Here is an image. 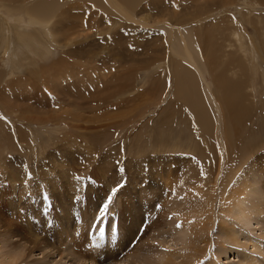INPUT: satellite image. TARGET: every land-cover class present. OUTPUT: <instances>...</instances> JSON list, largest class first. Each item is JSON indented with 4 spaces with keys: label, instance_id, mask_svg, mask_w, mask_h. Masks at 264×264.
I'll return each mask as SVG.
<instances>
[{
    "label": "rangeland",
    "instance_id": "374dc122",
    "mask_svg": "<svg viewBox=\"0 0 264 264\" xmlns=\"http://www.w3.org/2000/svg\"><path fill=\"white\" fill-rule=\"evenodd\" d=\"M43 1L47 0H29L28 7L36 2L41 3ZM49 1L56 2L57 0ZM71 1L73 0H61V2ZM148 1H152L150 6ZM174 1L181 3L178 5L177 10L173 11ZM184 1L133 0V7L131 8L133 11L131 10V13L133 12L132 14L136 18L146 17L149 26H143L139 22L123 19L122 15L115 12L113 8H110L112 13L109 12V15L119 17V23L110 26L111 23H104L105 18L103 15L105 14L101 11L100 14L102 13V16L99 14L97 17L99 19L96 18L95 20L93 18L96 24L100 22L98 26L94 27L96 24L90 26L92 29L88 28L82 33L80 38L75 39L77 41L76 44L67 47V49L84 47L86 50L96 51L93 62L90 57L89 59L87 58L88 61L92 62L89 66L96 65L95 74H84L82 76L78 72L81 68H78L77 71L72 69L73 73L65 76V81L61 80V77L59 81L52 84L54 78H50L53 74L52 68L55 67V62H60L63 59L64 54L62 52L65 51L62 46H57L54 53L55 56L52 55L49 61L46 60L44 67L41 66L40 69H35L32 66V68L28 69V72L30 71L31 73L35 70H40L39 74L43 75L32 78V74L25 75L22 73L23 76L28 77L30 80L32 79L30 84L27 85L26 82L23 83L24 81H17L14 82L15 84L12 83L10 85V90L6 89V94L0 92V130L2 131L0 139L2 138V143L5 144L4 151L1 152L0 150V252L8 254L10 250L14 252L15 250L23 251L25 256L19 258L17 264H116L115 262L120 260H122L120 262L122 264H137L138 259L142 261L140 255L146 256V258L151 255L148 259L156 263V261L159 262V258L156 254L153 255L152 252L146 255V247L157 248V251L161 252L164 250L172 252L182 250V244L189 239V234L177 227L180 223L170 212V207L173 205L172 202L177 201L179 198L178 196L176 197L178 193H175L172 187H178V182L183 174L182 171L186 168L187 170L189 169L187 167L188 164L194 167L193 165H196L198 158L200 160L198 162H202L201 164L207 161L217 166L216 148L210 151L212 155L209 157V151L205 150L203 143L210 146L217 137L221 142L224 136L220 131L223 130L224 119L223 121L220 119L218 104L215 106L201 91L203 88L206 89L207 86L205 84L208 83L212 84L209 87L210 93L212 91L214 94L221 90L215 87V82L211 81L210 74L204 71V77L207 82L202 79L199 80L195 69L175 54L182 53L176 30V23L180 16L183 22V25H179L180 27L182 26L180 32L184 34H187L188 31L191 33L190 30L193 31L199 26V29L202 26L206 27L205 24L212 23V21L217 19L220 21L225 19L232 26H238V28L244 24L246 26V29L243 30L244 40L250 38L249 40L252 44H256V48L258 46L262 49L261 58H259L256 52L251 54L252 51H249L248 53L247 47L242 41L246 47V52L244 54L240 51L241 54L236 55L237 57L242 56L241 58L243 59L248 53L245 57L248 60H252L255 57L253 62L258 64V73L255 76L251 70L252 74H250L251 81L255 82L257 90L255 95L248 87L250 75L247 72L237 71L235 76L229 74L227 76L232 79L230 80V85H234L236 91L241 92V98H236L241 100V103L245 106L252 104L250 112L248 111L246 114L247 118L245 120L247 123L245 122L246 127L243 128L242 133L244 132V135L242 134V136L244 139L253 138L251 141L248 139L253 144V147L250 148L246 141L245 145H242L244 159L242 158L243 156L241 158L244 161L240 158L239 163L242 165L236 167L235 175H239L241 171H247L246 169H250V165L254 164L252 167L255 168V171L262 173V177L261 175L259 176L260 180H264V162H262L264 161V145H261L262 143L264 144V121H261V118L264 117V111H262L264 109L262 108L264 107V101H262L264 100V83L262 81L264 72V36H260L259 33L256 36L254 26L246 20H241V16L247 12L250 17L260 16V18H264V11L250 12L244 7L241 8L240 4L242 2H239L241 0H232L233 2H228L227 0H224V2L223 0ZM135 5L137 8L134 7ZM195 5H198V7H195ZM244 5L246 6V4ZM204 7L206 8L204 9ZM258 7L262 8V6ZM162 20L164 22H158ZM165 21L167 22L165 23ZM251 21H254V18H251ZM24 24L29 23L24 22ZM168 24L171 25L170 28L173 27L175 30V34L171 37L173 40L171 42L167 40V29H170ZM220 25L226 27L224 22ZM224 27L220 28L221 32ZM109 28L111 30H108ZM227 33L226 31L223 35H228ZM187 35L189 36L190 34ZM189 39L187 46L190 45L192 55L195 57L193 58L197 59L199 56L201 59L202 52L196 53L197 49L194 50L189 43ZM222 39L225 53L235 52L236 54V52H239L237 51L238 42L231 43L232 48L231 46L228 48L226 46L227 40L225 42L224 38ZM222 39L217 37L218 44L222 42H220ZM98 53L100 54L97 55ZM1 55L0 88L5 89L10 78L4 79L6 61L4 59L7 56L5 52ZM162 57L166 62L162 60ZM198 59L196 61L199 66H202L201 60L199 61ZM41 60L43 59L36 61L38 64H35V67L38 68L41 65ZM83 60L79 61L82 62L85 68H88L89 62L87 63ZM163 62L165 65L163 64L161 69L165 68V72H161L164 76L162 73L158 75L160 73L159 67L154 71V74H156L155 78L157 82L160 81V85H153L151 76L146 83H140L139 79H141L140 77H142L145 69V71L152 70ZM175 65L181 66L183 70L180 73H184L183 76H187V81L188 76H192V78L197 80L196 83L200 87L198 88L199 92L203 96L205 107L207 106L206 112L211 118L210 122L208 121L209 128L204 129L197 125L196 123L198 122L194 117L196 110L188 106L180 95L177 98V82L174 80L177 77L176 73L174 74ZM229 66L231 69L237 67L235 64ZM203 68H205L204 65ZM19 74L17 73L15 76ZM6 82L7 84H5ZM239 83H241L240 88L235 86ZM55 84L56 87L52 88ZM179 84L182 85L181 83ZM214 96H217L218 99L217 94ZM4 108L7 111H4ZM68 111L72 113L71 117L67 116L68 114L66 113ZM61 114L65 115L67 120L59 119L62 116ZM77 115L83 116L84 119L75 120V118H72ZM44 117L47 119H44ZM197 133L198 136L200 135L199 139L197 138ZM165 137H168L167 141L172 144L171 147L159 146V143ZM207 141L211 142L207 144ZM195 143L201 150H205L203 156L197 157V159H195L196 156L194 157V152L191 150L193 148L192 144ZM246 144L249 149L246 148ZM176 145H178V148H175ZM189 146L191 149L188 148ZM245 153L246 155H244ZM232 154L228 152L227 156L229 155L235 161L236 159L234 158L236 157ZM227 160L234 168V161ZM230 164H228L229 167H231ZM184 166L185 168L183 169L182 167ZM169 168L170 170H168ZM193 169H196V167ZM23 170L25 172H22ZM180 171L181 176L179 175ZM19 172L21 176L18 174ZM176 172L179 173L177 174ZM9 173H12L18 179L10 181L8 178ZM28 173L31 175L26 180ZM77 177H80V179ZM233 177L231 181L227 182L228 184L224 185L221 183L220 186L222 188L218 187L219 192L217 190L214 194L215 197L213 196L215 204L209 214L210 217H213L211 218L213 219V225L210 229L209 240L212 239L213 242L212 240L210 242L199 241V248L201 249L194 255H199L200 261L196 262L193 259L186 261L189 264H206L207 258V261H209V258L214 257L216 258L214 262L217 264H247L243 260L244 254L255 257V260L257 259L264 264V236H260V232L264 233V217L251 215L249 220H246L247 223H244L246 226L240 224L243 225V227L241 226L243 231L245 230L243 233L246 232L245 234L249 236L244 237L243 233L241 235L236 232L237 241L233 237L231 240L235 242L226 241L225 245L222 244V237H225V235L230 236V234H227V224L218 219L219 193L226 196L229 195L228 192L231 193L230 188H233L234 182H236V177ZM74 178H77V180ZM19 179L23 180L22 184L26 187L30 184L31 188L41 189V196L30 199L29 192H26V197L24 196L23 198L20 193L15 195L12 185H21ZM249 181L252 183V180L249 179ZM175 183L177 187L173 185ZM70 184L73 185L70 186ZM168 184H170V188ZM228 186L230 187L228 188ZM23 188L25 187L23 186ZM113 189L117 190L113 192ZM44 192L49 195V198H45ZM75 194L80 196L79 199ZM141 197H145L150 201L145 198V200H142L144 203L148 202L152 205L155 210L154 216H152L153 212L152 214L150 213V205L149 208L145 205L142 208L145 213L140 217L137 216ZM194 197H197V195L190 197L188 201H191ZM26 198L27 200H24ZM164 199H168L165 204L161 202ZM51 200L52 203L50 202ZM69 202L75 204L72 205L74 207H76V204H79V206L81 204L82 207L72 210L68 204ZM67 204L68 206H66ZM21 205H24V208ZM46 205L49 206L48 209ZM68 209L69 214L73 216L72 218H70L71 215L67 216L69 215ZM111 214H114L113 224H104V237L98 234V224H96L98 227L95 224L91 228L88 227V219L96 223L102 218L108 219ZM87 215L91 218H87ZM149 216H152L153 220ZM65 219L69 220L67 227L64 225ZM23 220L32 225L30 227L31 231L33 230L31 233L38 237L36 245L32 241H28L29 237L26 234L22 235V232L14 233L16 230L13 226L18 225V222L20 223ZM138 220H141V224L137 222ZM151 221L155 223L153 224ZM7 225L12 227H8L10 231L4 237L3 232ZM100 226H103V224ZM89 228L91 230L90 234ZM129 229L133 230V235H129ZM174 229H176V232H174ZM220 229H224V231L221 232ZM113 230L118 231L116 235L113 234ZM140 231L144 232L141 239L138 237ZM58 235L61 237V241ZM248 237H254L252 238L254 242L260 241V244H262L260 253L254 251L255 249L253 250L255 246L251 247V244H247L249 240L246 241L245 238L248 239ZM101 238L105 239L103 243ZM244 242L247 246H245ZM96 246L98 250H96ZM11 247L14 249H11ZM93 247H95L94 250ZM138 248H140L139 251ZM187 248L189 247L187 246ZM120 263L117 262V264Z\"/></svg>",
    "mask_w": 264,
    "mask_h": 264
},
{
    "label": "bare ground",
    "instance_id": "6f19581e",
    "mask_svg": "<svg viewBox=\"0 0 264 264\" xmlns=\"http://www.w3.org/2000/svg\"><path fill=\"white\" fill-rule=\"evenodd\" d=\"M88 1H90V2H88ZM194 1H197V0H194ZM227 1L231 2L232 0H227ZM39 2H36V3H34L28 7L29 0H0V55L5 52V55L7 56V58L4 59L6 61H5V71H4L3 75H4V79L10 78L9 81L7 80L8 84H7V82L5 83V84H7L5 89L0 88L1 89L0 92L2 94L3 93L6 94L7 93L6 89L10 90V85L12 83L15 84L14 82H17V81L23 82L24 81L23 83L26 82L27 85L30 84L32 79L30 80L28 77L23 76L22 73H24L25 75H29V74L31 75L32 74L31 75L32 78H36L39 75H43V74H39L40 70H35L33 73H31L29 71L30 72L29 73L28 69L32 68V66L35 69H40L41 66L44 67L45 61L46 60L49 61V58L52 57V55L55 56L54 53H55V50L57 49L56 48L57 46H62V48L65 51H63V52L61 51L64 54L63 59L60 60V62H58V61L55 62L56 65H55V67L52 68L53 74L50 76V78L54 77L52 84L59 81L61 77H62L61 80L65 81L66 80V79H64V78H66L65 76H69L71 73H73V71H75V70L77 71L78 68H81L80 71H78V72H80V74H82V76L84 74H89V75L92 74L93 75L94 71H96L95 70L96 65H94V66L93 65L89 66V65L93 62V58L96 54V51H94V50L89 51V50H86L84 47H82V48H73L72 47L73 49H67V47L76 44L77 41L75 39L78 37L80 38L83 32H85L88 28H91L90 26L96 24L95 20L99 16L101 11H103L105 14V15H103L105 18L104 23H107V24L111 23L110 26L112 24L119 23L118 22L119 17L117 18V17H112L109 15V12L112 13V10L110 11V8H113L115 12L121 14L122 15L121 17L125 20L134 21L136 23L139 22L140 24H143V26L148 25V23H149L148 20H146V17L136 18V16H134V14H132L133 12L131 13V10L133 11V9H131L133 7V5H132L133 0H73L71 2H61V0H57L55 2V1L47 0V1H43L41 3H39ZM184 2H186V1H184ZM223 2H224V0H223ZM239 2H242L240 4L241 8L244 7L250 12L251 11H261V10L264 11V1L263 0H241ZM180 3H177L176 1H174L173 11L175 9L177 10V7ZM151 4H152V1H148V5L150 6ZM244 4H246V6H248V7H246ZM145 5H147V4H145ZM148 5H147V7H148ZM258 6H262V8L260 9ZM134 7H136V5ZM195 7H198V5L197 6L195 5ZM205 8L206 7H204V9ZM2 12H4V13H2ZM196 15H198V14H196ZM93 18H95V20H93ZM181 18L182 17L180 16L179 20H177L176 30L178 33L177 37H179L178 40L181 44L182 53H178V54L175 53V54L178 55L182 60H184L187 64L191 65L195 69L196 75L198 76L199 80L202 79V80L206 81V78L204 77L205 76L204 71H206L207 73L210 74L211 81L215 82V84H214V85H216L215 87L221 89V90L217 91V93H214V94L211 91V93H212L211 94L209 91L210 90L209 87L212 84L208 83V84H205L207 86L206 89L203 88V90H201V91L204 92L206 98L209 99L213 104H215V106L218 104L217 106L219 107V111H220V115H221L220 119H222V121L224 119V123L222 122L223 123L222 124L223 130L220 131V133H222V135L224 137H223V139H221V142L219 141V139L217 137L215 139V141H213L211 143L210 146H212V147L207 146L206 144L203 143L205 150L209 151L208 152L209 157H210V155H212L210 153V151L213 150L214 148H216V150H217L216 158L218 160L217 166L214 164L216 167L207 161L204 162L203 164H201L202 162H198V160H199V158H198V160H196V162L199 164L195 163L196 165H193L194 167H196V169H193L194 167H192L191 165L189 166V164H188V166H187L189 168L188 170H187V168L184 171H182V169H181V171L183 172L182 176H181V171H180L179 175L181 176V178H180V181L178 182L179 184L177 183L178 187L175 186L176 183L173 184L175 187H177V188H174V187H172V188H173V191L175 193H178L176 195V197L177 196L179 197L178 198L179 202H178V200L172 202L173 205L171 204L172 206L170 207V212L173 214V217L177 218V220L179 221L180 230H185L189 234V239L182 244V250L177 251V252L164 250L163 252H161V251H157V248L146 247V250H147V251H145V253H147L146 255H149V253H151V252L153 253V255L156 254L157 257L159 258V262L156 261V263H155V261H150L148 258L151 257V255L148 256V258H146V256L140 255L142 258V261L138 259L137 264H189L186 261L192 260V259L196 262L200 261L199 255H194L195 253L199 252L201 249V248H199V245H200L199 241L200 242H204V241L210 242L212 240L211 237H210L211 240H209V233H210L211 226L213 225V221H212L213 219H211L213 217L212 216L210 217L209 214H210V212H212L213 205L215 204L213 196L216 193V191L218 190V187L222 188V186H220V184L221 183H223L224 185L228 184L227 182L231 181V178H234L233 176L236 177V182H234L235 179L232 180L235 185L233 188H230L231 193L228 192L229 195L226 196V195H223L222 193H219L220 194V197H219L220 201L218 202V205H219L218 206L219 209L217 208L218 212L216 210L217 215H218V219L221 220L223 223L227 224V230H228L227 234H230V236L225 235V237H222L223 238L222 244H224L226 241H228V242L232 241L233 242L234 240H231V238H233V237L235 238V241H237V239H238V238H236L237 233H239L241 235L244 234V237L249 236V235L245 234L246 232L243 233L245 230L243 231L242 227H243L244 223L245 224L247 223V221L249 220L251 215L257 216V217H260V216L264 217V180L261 179L262 180L261 181L260 177H259L262 173L260 174L259 171L258 172L255 171V168L252 167L254 164L252 163L253 165H250L251 166V168L249 167L250 169H246L247 171H244L245 170L244 169L243 170L244 172H242L240 170L241 173L239 175L237 174L238 176L235 175V173L237 171L236 167H239L242 165L241 163H239V161L242 158L244 159V156H243L244 152H242V145H245V141H246L248 143V145H250V148L253 147V144L249 142V140L251 141L253 138H251V139L248 138L249 139L248 140V139H244L242 136V134L244 135V132L242 133L243 128L246 127L245 122L247 123V121L245 120V118H247L246 114L248 111L250 112L252 104L245 106L241 103V100H238L236 98V97L241 98V92L236 91V89L234 88V85H230V82H231L230 80H232V79H230L227 76L228 74L235 76L237 74V71H241V72L245 71L249 75L252 74V71H253L255 76H257L258 64L253 62V59L255 57L252 60H248L245 57L247 56L249 51H252L251 54L253 52H256L257 56L259 58H261L260 53H261L262 49H260L258 46L256 48V46H255L256 44L254 43V45H253L252 42L249 40L250 38L248 40H244V37H243L244 31L243 30L246 29L245 28L246 26L244 24L240 25V27L238 28V26H232L225 19H221V21L219 19H217V20L212 21V23L205 24L206 27L201 25L202 26L201 29H199L200 26L198 28H195L196 27L195 26L194 27L195 29L193 31L190 30L191 33H189V31H188V33L186 32L187 34H190L188 36L187 34L180 32L182 26L180 27L179 25H183ZM251 18H254V21H251ZM97 19H99V18H97ZM241 20H246L248 23H250L251 25L254 26L256 36L259 34H260V36L261 35L264 36V18H260V16L259 17L251 16L250 17L248 12H247L245 15L241 16ZM236 21H238V20H236ZM24 22L29 23V24H24ZM158 22H164V21L162 20V21H158ZM166 22L167 21H165V23ZM222 22H224L226 24V27L220 25V24H222ZM98 24H96V26H94V27H97ZM103 25H105V24H103ZM168 25L170 28L171 25L170 24H168ZM207 25H209V26H207ZM221 27H224V30L222 32L220 29ZM108 30H111V28H109ZM167 30L169 32V34L167 32V38H168L167 40H168V42H171V41H173L171 37L175 34L174 33L175 30L173 27H171L170 29H167ZM226 31L228 32L227 34L229 36L223 35ZM185 35H187L188 37ZM217 37H219V39L224 38L225 42L227 40L226 46L228 48L231 46V43L238 42L237 43V51H239V52H236V54H235V52L234 53L233 52L232 53H230V52L225 53L224 47L222 45L223 39L220 40V42L221 41L222 42L218 44ZM188 38H190L189 43L194 48V50L197 49L196 53L202 52L201 53L202 56L200 55L201 59L198 56V54H196L199 58V59L198 58L197 59L199 61L201 60L202 66H199L198 62L196 61L197 59H194L195 57L192 55V51L190 50V47H189L190 45L187 46ZM233 40H235V41H233ZM103 41H104V39H103ZM242 41L245 43V46L247 47V50H248V53L245 55V57L243 56L244 57L243 59L241 58L242 56L241 57L236 56L237 54L239 55L240 51H242L241 53H244V54L246 52V47L243 45ZM251 44H252V46H251ZM248 45H250V46H248ZM231 48H232V46H231ZM221 50H222V52H221ZM99 54L100 53H98L97 55H99ZM203 55H204V58H203ZM89 57H90V60L92 59V62L87 60V58L89 59ZM226 57H227V59H226ZM73 58H75V59H73ZM38 59H43V60H41L42 63L37 68V67H35V64H38L36 62ZM81 59H84L83 61H86L87 63L89 62L88 68H85V66L82 65V62L79 61ZM162 60H163V57H162ZM164 62H166V61H164ZM164 62L161 63L160 65L156 66L152 70L145 71L146 69L145 70L143 69L144 72L142 73V77H140L141 79H139L141 81L140 83L141 84L146 83L148 81L149 77L151 76L152 78L151 77L150 78H151L152 84L153 85L155 84V86L160 85V81L157 82V79L155 78L156 74H154V71L157 67H159L160 69L159 68L158 69H159L160 73L158 75H160L162 73L161 71L165 72V68L161 69ZM168 63H169V59H168ZM231 64H235L237 67L234 69H231V67L229 66ZM171 65H173V64L171 63ZM203 65L205 66V68H203ZM174 67L176 68L174 74L176 73V76H177L174 78L175 82H177V87H176L177 98L180 95L185 100V102L187 103L188 106H191V108L196 110L194 117H195L196 121L199 123L198 124L195 122L197 125L201 126V128H204V129L209 128L208 121L211 120V118L209 117L208 113L206 112L207 106L205 107V105H204L205 103H204V100L202 99L203 96H202V94H200L199 89H198L200 87H198V85L196 83L197 80H195V78H192V76H188V81H187V76H185V75L183 76L184 73L183 74L180 73L183 70V69H181V66L175 65ZM72 69H74V70L71 71ZM17 73H20V74L15 76ZM162 75L164 76L163 73H162ZM262 75H263L262 81L264 83V72ZM248 80H249L248 87H250L253 94L255 95L257 90H256L255 82L253 80L251 81V75H250V78ZM248 80H247V82H248ZM156 83H157V85H156ZM179 83H181L182 85H180ZM52 84H49V85H52ZM30 86H32V85H30ZM235 86L240 88L241 83H239ZM54 87H56V84L52 86V88H54ZM151 89H153V88H151ZM212 89H214V88H212ZM242 89H243V87H242ZM215 94L218 95V99H217V96H214ZM262 101H264V100H262ZM243 102H245V101H243ZM100 104H102V103H100ZM262 108H264V107H262ZM15 110H17V109H15ZM4 111H7V109H5ZM208 111H209V109H208ZM262 111H264V109ZM66 114H68L67 116H69V117H71V115H72V113H69V111ZM65 117H66L65 115H62V116H60L59 119L62 118V119L67 120ZM45 118L46 117H44V119ZM72 118H75V120L84 119V117L81 115L73 116ZM40 119L37 118V120H39V121H40ZM44 119H42V120L44 121ZM261 121H264V117L261 118ZM215 124H216V121H215ZM215 132H217V131H215ZM1 133H2V131L0 130V136H1ZM199 136L197 133L198 139H199ZM167 139H168V137H165V139L159 143V146L171 147L172 144H170L167 141ZM190 139H192V138H190ZM222 141H224V142H222ZM2 142H3V139L1 138L0 139V150H1V152L4 151V145H5ZM210 142L211 141H207L206 143L209 144ZM69 144H71V143H69ZM248 145L246 148H248ZM261 145H264V144L262 143ZM261 145H259V146H261ZM192 147H193L192 149L190 148V146L188 148L194 152V157L196 156L195 159H197V157L203 156V153L205 150H201L199 148V146L197 145V143L192 144ZM175 148H178V145H176ZM167 149H170V148H167ZM228 152L233 153L232 154L233 156L235 155L234 156V157H236V158H234V159H236L235 161L232 160L229 155H228L229 156V158H228V156H227ZM244 155H246V153ZM181 158H182V156H181ZM210 159H208V160H210ZM227 159H229L230 161H234L233 162V165L235 166L234 168H232V165L228 162ZM257 159H258V155H257ZM259 159H260V157H259ZM173 160H174V158H173ZM201 160H203V159L201 158ZM255 160H256V158H255ZM211 162L213 163V161H211ZM262 162H264V161H262ZM249 163H250V161H249ZM228 164H230L231 167H229ZM185 165H187V164H185ZM182 168L184 169L185 166ZM190 168H192V169L190 170ZM168 170H170V168ZM214 170H215V172H214ZM22 172H25V171L23 170ZM52 172H54V171H52ZM169 173H170V171H169ZM173 173H175V172H173ZM176 173L178 174L179 172H176ZM18 174L21 176L20 172ZM52 174H50V175H52ZM171 174H172V172H171ZM22 175L25 176L23 173H22ZM43 175L45 176V174H43ZM261 177H262V175H261ZM8 178L10 179V181H16L18 179L12 173H9ZM77 178L80 179V177H77ZM77 178H74V179L77 180ZM176 178H178V177H176ZM173 179H175V178H173ZM249 179L252 180V183L249 181ZM19 180L21 181V185H12V189H13V192L15 195H17L16 193H18V194L20 193V195L22 194V198H23L25 196L26 192L27 193L29 192L30 199L32 197L35 199V198L41 196L42 191L40 192V190H41L40 188H39L40 190H38L37 188H31L30 184L28 185V187H26L25 185L22 184L23 180H21V179H19ZM164 181H165V179H164ZM46 182H48V181H46ZM58 183H59V181H58ZM172 183H174V182H172ZM72 185L73 184H70V186H72ZM76 185H77V182H76ZM179 185H181V186H179ZM224 185H223V187H224ZM23 186L25 188H23ZM165 186H167V185H165ZM168 187L169 188L171 187L170 184H168ZM229 187L230 186H228V188ZM52 190H54V189H52ZM223 191H224V188H223ZM218 192H219V190H218ZM53 193H54V191H53ZM160 193L162 194V192H160ZM44 194L46 195L45 192H44ZM226 194H227V192H226ZM180 195H181V202H180ZM194 195H197V197H194L191 199V201L190 200L188 201V199ZM48 196L49 195H46L45 198ZM75 196H76V194H75ZM76 197L79 199L80 196H76ZM19 198H21V196H19ZM144 198L145 197H143V198L141 197L140 203L138 202L139 208L137 211V216L140 217L145 213V210L142 209L145 205L148 208L151 206L152 210L150 208V213L152 214V212H153L152 216H154L155 210L153 209L152 205H150L148 202L144 203L142 201ZM254 198H256V199H254ZM24 200H27V198ZM146 200H148V199H146ZM166 201H168V199H164L161 202H164V204H165ZM50 202L52 203V200ZM26 204H28V202H26ZM68 204H69V206H71L72 210H77L81 206V204H80V206H79V204H76V207H74L72 205H75V204L70 203V202ZM68 204L66 206H68ZM46 207H47V209L49 208L48 205H46ZM22 208H24V205L22 206ZM69 209L67 211L68 214H69ZM12 212H14V211H12ZM70 215L71 214H69L67 216H70ZM156 215H157V213H156ZM65 217H66V215H65ZM72 217L73 216L71 215L70 218H72ZM21 218L23 219V217H21ZM87 218H91V217H89L87 215ZM155 218H157V217H155ZM104 220L107 221V218L98 220L94 224L95 225L98 224L99 227H101L100 225L103 224V227L105 228L104 224H108V223ZM137 222L139 224H141V220L140 221L138 220ZM148 222H149V220H148ZM68 223H69V220L67 221L65 219L64 225L66 227L69 225ZM87 223H88V227H90V228L92 227V225H94L92 223L91 219H88ZM240 224H243V225H240ZM256 224H258V223H256ZM239 225H240V227L241 226L242 227L237 228V226H239ZM244 226H246V225H244ZM8 227L11 228L12 226L7 225L5 231L3 230L5 232V233L3 232L4 237H5L6 233H9V231H10V229ZM13 227L16 230V232H14V233L17 234V233L22 232V235L26 234V236L29 237L28 241H32V243L34 245L37 244L38 237L34 236L33 233H31L33 231V230L31 231V228H30V227H32V225H30L28 222H25L23 220V221H20V223L18 222V225H15ZM7 230H8V232H7ZM223 231H224V229L221 230V232H223ZM128 232H129V235H133V230H130ZM141 232H142V236H141ZM174 232H176V229H174ZM260 234H261L260 235L261 237L264 236V233L260 232ZM143 235H144V232L140 231L138 234V237L141 239V238H143ZM15 238L17 239V237H15ZM30 238H33V239H30ZM252 238H254V237H252ZM252 238L251 237L250 238L248 237V239L245 238V240L246 241L249 240L250 243L249 242L247 243L246 241L245 242L247 244H251V247L255 246V247H253V250L255 249L254 251H257L258 253H260V251L262 250V244H260V241L254 242L252 240ZM59 239L61 241V237ZM192 239H193V241H192ZM212 242H213V240H212ZM261 242H263V241H261ZM239 243L241 244V242H239ZM12 244H14V243H12ZM107 244H108V242H107ZM247 244L245 246H247ZM14 245H11V246H14ZM92 245H94V244H92ZM100 246H101V244H100ZM104 246H105V244H104ZM187 246L189 248H187ZM12 248L13 247H11V249ZM94 248L95 247H93V250H94ZM96 250H98L97 246H96ZM139 250H140V248H138V251ZM263 251H264V249H263ZM94 252H97V251H94ZM94 252H92V253H94ZM96 254L98 255V253H96ZM263 254H261V255H263ZM23 256H25L23 251H16L15 250V252H14V251L10 250L8 252V254L4 253V252H0V264H17V260ZM244 256L245 257L243 258V260L247 264H260L261 263L257 259H256L257 260L256 261L255 257H251L248 254L247 255L244 254ZM209 259L210 260L207 261L208 260V258H207L206 264H217L214 262V259H216L215 257L209 258ZM259 260H261V259H259ZM22 261L25 262L24 259H22ZM117 262L120 263V262H122V260L117 261ZM117 262H115V263L117 264ZM29 263H31V262H29ZM95 263H97V262H95ZM19 264H21V263H19ZM120 264H122V263H120Z\"/></svg>",
    "mask_w": 264,
    "mask_h": 264
},
{
    "label": "snow or ice",
    "instance_id": "6c2138e0",
    "mask_svg": "<svg viewBox=\"0 0 264 264\" xmlns=\"http://www.w3.org/2000/svg\"><path fill=\"white\" fill-rule=\"evenodd\" d=\"M30 175H31L30 173L27 174L26 180H27L28 176H30ZM121 187H122V185H121ZM116 190L117 189H113V192H115ZM177 227H180V225H177ZM98 231H99V235L101 237H103V235H104V227L103 226L99 227Z\"/></svg>",
    "mask_w": 264,
    "mask_h": 264
}]
</instances>
